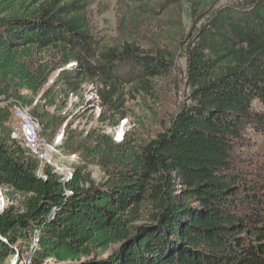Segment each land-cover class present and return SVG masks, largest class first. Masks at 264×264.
I'll use <instances>...</instances> for the list:
<instances>
[{
    "label": "trees",
    "instance_id": "trees-1",
    "mask_svg": "<svg viewBox=\"0 0 264 264\" xmlns=\"http://www.w3.org/2000/svg\"><path fill=\"white\" fill-rule=\"evenodd\" d=\"M90 2L0 0V102L56 107L89 84L119 112L125 87L147 90L182 51L191 104L140 151L99 137V185L80 169L40 176L0 108V189L20 198L0 212V264L19 251L29 264H264V162L244 154L248 128L264 136V0H117L115 46L93 34Z\"/></svg>",
    "mask_w": 264,
    "mask_h": 264
},
{
    "label": "rangeland",
    "instance_id": "rangeland-1",
    "mask_svg": "<svg viewBox=\"0 0 264 264\" xmlns=\"http://www.w3.org/2000/svg\"><path fill=\"white\" fill-rule=\"evenodd\" d=\"M121 11L117 0H91L87 15L97 40L109 46L121 42L123 32L118 27ZM183 23L186 27L190 23L186 6H183ZM149 42L148 37L142 41L144 46H149ZM178 54L172 71L167 76L152 80L147 90L125 87L123 107L119 112L103 104L96 95V86L89 84L84 85L77 96L61 97L56 107L47 106V102L39 100V96H29L32 104L26 105L25 108L30 113L33 109L37 110L38 116H33L40 123L41 138L53 147L59 162L72 170L80 169L83 176H87L94 185H99L107 176L105 166L107 164L100 156L102 148L98 141L99 137L105 136L111 139L114 146L124 140L126 145L140 151L159 134L165 132L175 116L191 104V91L185 79V59L182 51ZM54 78L55 75L51 77L43 91L50 86ZM23 94L27 95V93ZM15 100L13 98L7 102H0V108L8 109L10 115L8 129L16 142L21 145L20 139L14 135L13 128L16 122L11 119L9 110ZM252 110L261 113L263 108L255 102ZM120 131L122 138L118 136ZM245 141L246 157L259 163L264 162V136L248 128L245 131ZM79 146H81L80 152L70 151L71 148H79ZM2 195L4 205L0 199V212L11 205L18 207L19 197L12 196L7 191L2 192ZM116 249L117 246H112L108 252L97 254L95 258L106 259ZM15 256H17L15 264H29V254L19 251ZM46 263L53 264L52 261Z\"/></svg>",
    "mask_w": 264,
    "mask_h": 264
},
{
    "label": "bare ground",
    "instance_id": "bare-ground-1",
    "mask_svg": "<svg viewBox=\"0 0 264 264\" xmlns=\"http://www.w3.org/2000/svg\"><path fill=\"white\" fill-rule=\"evenodd\" d=\"M19 107L22 111L26 112V117L28 118H34L30 112H28V110L26 108H24L23 106H21L19 104ZM35 122H37V124L39 125V122L37 121L36 118H34ZM39 131L41 132V128L39 125ZM122 132L120 131L118 136L119 138L121 137ZM21 141V145L22 147L28 152L30 153L33 158L39 162V172L38 174L42 177H45L44 175V170L46 168H50L53 173H55L58 177H60L61 181L63 182H67L68 180H70L73 176V170L72 168L66 167L64 166L62 163L59 162L58 159L55 160V158H51L50 156H46L45 154H43L41 151L35 150L34 147H27L26 148V140H20ZM40 144L42 147H44L45 149L52 151L53 153L55 152L53 147L49 144H47L40 136ZM0 199L3 202L2 205H4V200H3V195H2V190L0 189ZM2 208V207H1Z\"/></svg>",
    "mask_w": 264,
    "mask_h": 264
},
{
    "label": "built area",
    "instance_id": "built-area-1",
    "mask_svg": "<svg viewBox=\"0 0 264 264\" xmlns=\"http://www.w3.org/2000/svg\"><path fill=\"white\" fill-rule=\"evenodd\" d=\"M11 119L16 122L13 128L14 135L20 140H26V148L34 147L35 150L41 151L46 156L57 159L55 153L49 151L40 144L39 125L34 118L26 117V112L22 111L18 102H14L11 107ZM15 139V137L12 135Z\"/></svg>",
    "mask_w": 264,
    "mask_h": 264
},
{
    "label": "water",
    "instance_id": "water-1",
    "mask_svg": "<svg viewBox=\"0 0 264 264\" xmlns=\"http://www.w3.org/2000/svg\"><path fill=\"white\" fill-rule=\"evenodd\" d=\"M17 254H18V252H17ZM17 254H16V255H17ZM16 260H17V256H14V257L11 259L10 264H15V263H16Z\"/></svg>",
    "mask_w": 264,
    "mask_h": 264
}]
</instances>
